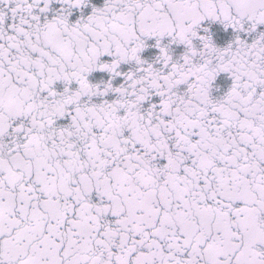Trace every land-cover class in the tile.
<instances>
[{
    "label": "snow or ice",
    "instance_id": "snow-or-ice-1",
    "mask_svg": "<svg viewBox=\"0 0 264 264\" xmlns=\"http://www.w3.org/2000/svg\"><path fill=\"white\" fill-rule=\"evenodd\" d=\"M0 264H264V0H0Z\"/></svg>",
    "mask_w": 264,
    "mask_h": 264
}]
</instances>
